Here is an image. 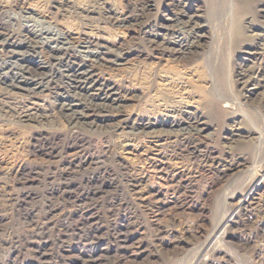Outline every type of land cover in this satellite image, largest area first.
I'll return each mask as SVG.
<instances>
[{
    "label": "rangeland",
    "instance_id": "1",
    "mask_svg": "<svg viewBox=\"0 0 264 264\" xmlns=\"http://www.w3.org/2000/svg\"><path fill=\"white\" fill-rule=\"evenodd\" d=\"M0 24L98 45L116 99L77 130L0 84V264H264V0H0Z\"/></svg>",
    "mask_w": 264,
    "mask_h": 264
},
{
    "label": "bare ground",
    "instance_id": "2",
    "mask_svg": "<svg viewBox=\"0 0 264 264\" xmlns=\"http://www.w3.org/2000/svg\"><path fill=\"white\" fill-rule=\"evenodd\" d=\"M187 24L188 22L177 21L179 28L177 27L172 34V41H170L178 48L174 49L178 56L189 51L194 44L189 41L190 38L193 41L195 38L187 29ZM32 25H23L26 35L15 33L14 30L9 32L15 33L18 38L9 33L5 38L0 33V44L7 46L3 55L0 56V84L4 86L7 93L17 91L16 93L31 99L46 90H54L60 115L73 129L77 130L86 125L87 118L91 117L85 113V110L106 111L112 107L113 103L115 105L116 99L113 98V90L105 84H100L93 73L95 67H105L104 65L107 63L101 57L100 51L97 49L98 45L83 39H76L72 42L67 35L57 30L42 28L44 31H41L36 30ZM148 43L157 46L153 40ZM162 45L165 46V49L170 46L169 42ZM162 45L161 49L164 50ZM38 49L40 54H44L46 59L44 64L46 65L32 68L28 64L29 60L26 59L25 54L32 52L37 55ZM55 76L61 80L62 92L53 86ZM22 114L25 118L30 117L26 110ZM196 131V129L190 128V132L195 133ZM77 138L74 134L70 139L73 142H80ZM225 222L226 220H223V223Z\"/></svg>",
    "mask_w": 264,
    "mask_h": 264
}]
</instances>
